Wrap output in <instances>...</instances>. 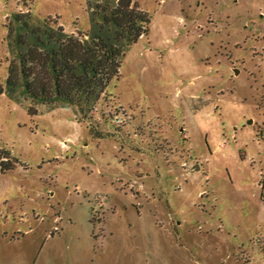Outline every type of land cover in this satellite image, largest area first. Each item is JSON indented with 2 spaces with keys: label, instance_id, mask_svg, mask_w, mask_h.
Masks as SVG:
<instances>
[{
  "label": "rangeland",
  "instance_id": "374dc122",
  "mask_svg": "<svg viewBox=\"0 0 264 264\" xmlns=\"http://www.w3.org/2000/svg\"><path fill=\"white\" fill-rule=\"evenodd\" d=\"M87 1L0 0V83L13 14L85 33ZM137 1L150 34L86 117L0 96V146L20 162L0 170V253L264 264V0Z\"/></svg>",
  "mask_w": 264,
  "mask_h": 264
},
{
  "label": "trees",
  "instance_id": "16d2710c",
  "mask_svg": "<svg viewBox=\"0 0 264 264\" xmlns=\"http://www.w3.org/2000/svg\"><path fill=\"white\" fill-rule=\"evenodd\" d=\"M86 5L91 28L85 33L68 34L57 21L31 12L13 14L7 28L14 57L5 85L0 83V96L74 107L85 117L93 112L111 82L120 77L126 51L150 34L151 16L137 0H88ZM28 112L37 114L33 107ZM19 163L0 146L2 172Z\"/></svg>",
  "mask_w": 264,
  "mask_h": 264
},
{
  "label": "crops",
  "instance_id": "0c3cea01",
  "mask_svg": "<svg viewBox=\"0 0 264 264\" xmlns=\"http://www.w3.org/2000/svg\"><path fill=\"white\" fill-rule=\"evenodd\" d=\"M40 256L41 252L14 255L12 253H0V264H40Z\"/></svg>",
  "mask_w": 264,
  "mask_h": 264
},
{
  "label": "water",
  "instance_id": "95a60500",
  "mask_svg": "<svg viewBox=\"0 0 264 264\" xmlns=\"http://www.w3.org/2000/svg\"><path fill=\"white\" fill-rule=\"evenodd\" d=\"M251 124H252V121H249V122H248V125H251Z\"/></svg>",
  "mask_w": 264,
  "mask_h": 264
}]
</instances>
